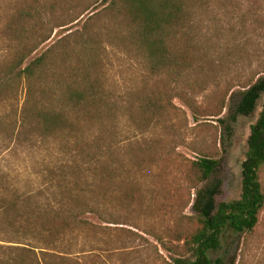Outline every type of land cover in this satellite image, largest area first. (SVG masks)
Returning a JSON list of instances; mask_svg holds the SVG:
<instances>
[{
  "label": "trees",
  "instance_id": "1",
  "mask_svg": "<svg viewBox=\"0 0 264 264\" xmlns=\"http://www.w3.org/2000/svg\"><path fill=\"white\" fill-rule=\"evenodd\" d=\"M102 4L104 16L117 22V38L127 56L138 61L150 79L170 72L183 79L198 67L188 44L195 0H93L63 25L53 22L55 13H68L72 7L58 5L56 0L25 1L14 10L4 32L16 47L0 68V95L5 93L10 100L17 89H22L25 97L13 118L0 117L4 146L0 160L34 156L42 162L14 177L0 170V221L17 238L12 243L16 246L3 250V256L9 259L0 260V264H75L72 242L93 229L85 216L102 218L112 202L108 172L111 162L120 163L124 156L120 157L115 145L103 137L111 132L106 123L115 114V103L105 84L101 58L88 60L84 68L69 67L57 77L50 73V49L31 58L47 42V27H65L89 10L91 17L99 16L94 8ZM193 87L200 88L196 84ZM242 88L232 120L250 116L260 97L263 102L246 141L240 196L216 204L220 180L201 186L216 174L218 161L201 157L190 163L186 177L189 190L194 192L191 215L176 213L167 230L183 249L174 264H212L208 253L219 248L226 229L244 236L255 235L258 229L264 209L258 179L264 165V77ZM163 94L159 90L141 91L138 117L143 120L158 114ZM145 157L138 151L133 159L140 166ZM152 158L149 160L154 163ZM98 169L102 170L99 179ZM122 169L119 167V171ZM118 199L128 207L138 201L137 193L129 188L121 191Z\"/></svg>",
  "mask_w": 264,
  "mask_h": 264
},
{
  "label": "rangeland",
  "instance_id": "2",
  "mask_svg": "<svg viewBox=\"0 0 264 264\" xmlns=\"http://www.w3.org/2000/svg\"><path fill=\"white\" fill-rule=\"evenodd\" d=\"M25 1L30 0H0V68L16 47L5 34L4 26ZM91 1L56 0V4L72 8L67 9L68 13H55L53 22L63 25L74 20L80 7ZM195 3L188 44L198 67L183 79L173 72L150 79L143 66L127 56L117 38V22L104 16L105 4L94 8L99 16L91 17L89 10L65 27H47V42L31 57L50 49V73L57 77L69 67H86L88 60L99 56L105 84L111 89L115 103V114L106 123L111 132L103 137L115 145L124 160L111 162L108 177L113 197L108 209L102 218L87 214L85 218L92 222L93 229L72 242L75 254L71 258L75 264H174L183 249L167 235V230L176 213L191 215L194 192L189 190L186 175L190 163L198 158L207 157L219 163L216 174L201 186H207L213 179L220 180L216 204L235 201L240 196V167L246 141L263 97L258 99L250 116L232 120L231 115L242 87L264 77V0H195ZM195 84L200 87L198 90L193 87ZM156 90L165 93L159 113L140 119L136 114L138 94ZM24 97L22 89H17L10 100L5 93L0 95V117L13 118ZM1 147L4 146L0 140ZM138 151L146 155L140 166L133 159ZM152 157L154 163L149 160ZM41 162L34 156L0 160V170L14 177L30 172ZM101 172L97 170L98 179ZM258 179L264 195V165L258 171ZM127 188L137 193L138 201L131 207L118 199ZM16 242V235L0 221L1 261L9 259L3 256V250L16 246L12 244ZM208 258L212 264H264V209L255 235L244 236L226 229L219 248L210 251Z\"/></svg>",
  "mask_w": 264,
  "mask_h": 264
}]
</instances>
